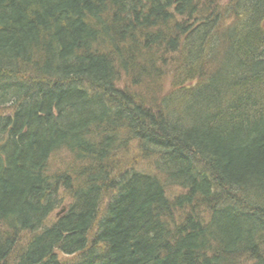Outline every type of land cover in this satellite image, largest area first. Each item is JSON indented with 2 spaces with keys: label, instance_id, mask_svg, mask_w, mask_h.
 Listing matches in <instances>:
<instances>
[{
  "label": "trees",
  "instance_id": "16d2710c",
  "mask_svg": "<svg viewBox=\"0 0 264 264\" xmlns=\"http://www.w3.org/2000/svg\"><path fill=\"white\" fill-rule=\"evenodd\" d=\"M8 263L264 264V0H0Z\"/></svg>",
  "mask_w": 264,
  "mask_h": 264
},
{
  "label": "rangeland",
  "instance_id": "374dc122",
  "mask_svg": "<svg viewBox=\"0 0 264 264\" xmlns=\"http://www.w3.org/2000/svg\"><path fill=\"white\" fill-rule=\"evenodd\" d=\"M165 80H167V78L165 79ZM165 84V83H164ZM166 87H161V91H163V92H165V89ZM66 157L63 155V154H61V153H58V155H56V156H54L52 159H51V163H52V165H51V168L53 169V170H61L62 168L64 169L65 167H68V161H66ZM69 166H70V164H69ZM68 203H70V200L65 196V195H63V207H61V209L60 210H57L55 213H53L52 214V216L50 217V219H53V217H56V215L58 214V213H60L61 212V210L63 209V208H65L66 207V205L68 204ZM24 237H22L21 238V243L23 244V241H24ZM22 244H20V246H22ZM59 259H60V261H62L63 259H66V257H60L59 256ZM8 264H10V263H8Z\"/></svg>",
  "mask_w": 264,
  "mask_h": 264
}]
</instances>
